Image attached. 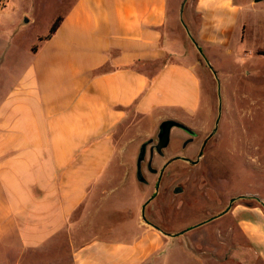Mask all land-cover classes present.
<instances>
[{"label": "crops", "instance_id": "0c3cea01", "mask_svg": "<svg viewBox=\"0 0 264 264\" xmlns=\"http://www.w3.org/2000/svg\"><path fill=\"white\" fill-rule=\"evenodd\" d=\"M10 1L0 41L8 34L18 43L10 63L20 75L0 103V247L11 250V264L52 242H68L72 264L160 263L174 235L162 220L146 219L140 206L96 226L107 199L99 193L135 174L136 163L115 160L132 114L207 125L208 51L232 52L245 40L244 2L257 0H56L63 6L43 17L42 30V3ZM239 205L241 229L264 260V205Z\"/></svg>", "mask_w": 264, "mask_h": 264}, {"label": "rangeland", "instance_id": "374dc122", "mask_svg": "<svg viewBox=\"0 0 264 264\" xmlns=\"http://www.w3.org/2000/svg\"><path fill=\"white\" fill-rule=\"evenodd\" d=\"M38 2L43 4L39 10L42 19L36 27L42 30L48 22L43 17L63 4L56 0ZM4 3L0 14L9 8L11 1L4 0ZM242 11L251 31H248L245 40L231 43L232 52L225 45L214 47L212 52L208 51V60L213 65L207 64V74L202 72L204 89L210 98L207 106L209 114L207 112L200 119L207 121L204 126L207 129L215 123L217 117L220 118L218 129L202 157V161L209 166L204 171L207 184L221 190L222 202L219 207L212 209L214 212L222 210L231 196L244 192L257 193L262 200L239 198L236 203L264 205V0H257L253 6L244 2ZM1 37L0 44L5 42L4 48H8L9 57L6 58L4 67L0 68V103L10 96L12 86L20 75L15 70L17 67L10 63L11 58L14 59L17 54L18 43L12 42L8 34ZM160 122L161 120L157 121L151 115L132 114L126 135L121 138V142L125 141L127 145L126 151L116 155L115 160L137 163L143 142L149 141V137L155 134ZM138 126L141 127L140 130L136 129ZM186 133L174 126L166 151L178 153L179 156L193 151L199 140L184 148ZM176 160L182 161L181 158ZM199 174L203 176L201 169ZM117 182L121 184L118 189H107L99 193L107 199L102 208L95 211L96 226L106 228L120 221L119 213L128 216L133 211L138 212L147 195L144 186L136 179V174L133 177L123 176ZM183 183L186 188L179 195L178 206L168 207L170 210L166 212V220L163 221L167 227L176 230L208 217L209 212L203 211V208L207 207L206 201H212L200 178H186ZM117 207L123 208V212L118 211ZM141 210L143 211V207ZM235 213L236 215L230 209L217 219L171 236V243L161 262L156 261L155 264H264V260L241 229L240 213ZM128 231L123 229L119 234L124 235ZM112 235H118V231H113ZM69 250L68 242H52L45 251L38 252L35 256L25 254L20 257L17 264H72ZM11 255V250L0 247V264H11Z\"/></svg>", "mask_w": 264, "mask_h": 264}, {"label": "flooded vegetation", "instance_id": "af4514ba", "mask_svg": "<svg viewBox=\"0 0 264 264\" xmlns=\"http://www.w3.org/2000/svg\"><path fill=\"white\" fill-rule=\"evenodd\" d=\"M164 119H162L161 122ZM219 119L220 118L217 117L215 119V123L207 129L195 125L193 126L194 128L188 125L182 126L178 124L172 126V128L174 126H178L185 133L187 132V136L183 140L184 148H187L191 142H197L199 140L198 145L194 147L193 151L184 154L185 156H179L178 153H168L166 151V146L162 148V150L158 149L157 143L159 142V134L161 129L160 122L155 134L149 137V141H147L145 145L146 151L143 159L140 162L137 161L136 163V178L139 184L144 186L145 190L147 191L146 198L141 205V209L143 207V211L141 210L142 214L148 220H162V224L160 225H162L164 230L169 234L177 235L184 233L193 227L219 218L230 209L232 210L233 214L236 215V207L241 202L236 203L235 201L239 198L259 199L257 193L244 192L231 196L229 203L225 205L222 210H215V212L212 210L215 206L219 207L222 202L220 195L221 190L220 188L216 189L215 187L209 186L207 184L204 171L208 169L209 166L208 163L202 161V157L204 156L207 145L212 140L214 133L218 129ZM171 134L172 129L170 131V140ZM169 143L167 147L169 146ZM177 158H181L182 161L176 160ZM200 169L203 173V176L199 174ZM191 177L200 178V181L202 182L201 184L204 186L206 194L211 197V203L206 201L207 207L203 208V211L209 212V216L198 222L186 225L185 227H182L178 230L167 227L165 224H163V221L166 220L164 216L166 212L170 210L169 208H175L178 206L179 195L186 188V185L183 183V179ZM245 204L251 203L245 202Z\"/></svg>", "mask_w": 264, "mask_h": 264}, {"label": "water", "instance_id": "95a60500", "mask_svg": "<svg viewBox=\"0 0 264 264\" xmlns=\"http://www.w3.org/2000/svg\"><path fill=\"white\" fill-rule=\"evenodd\" d=\"M175 124L182 125V126L185 125L186 126V124L184 122L179 121V120L174 119V118H167V119H164L161 122V125H160L161 129H160V134H159V142L157 143V147H158L159 150H162V148H164L165 146L168 145L169 139H170V131L172 129V126L175 125ZM146 143H147V141L143 142V144H142V148H141V151H140V154H139L138 162H140L143 159V157H144V154H145V151H146V148H145ZM259 199L262 200L260 197H259Z\"/></svg>", "mask_w": 264, "mask_h": 264}, {"label": "trees", "instance_id": "16d2710c", "mask_svg": "<svg viewBox=\"0 0 264 264\" xmlns=\"http://www.w3.org/2000/svg\"><path fill=\"white\" fill-rule=\"evenodd\" d=\"M62 18L63 16L62 15H59L55 20L54 22L52 23L49 31L45 34V35H42L40 38L41 39H46V38H49L50 36L53 35V33L57 30L58 26L60 25L61 21H62ZM37 45H35L36 47Z\"/></svg>", "mask_w": 264, "mask_h": 264}, {"label": "built area", "instance_id": "2783aa9c", "mask_svg": "<svg viewBox=\"0 0 264 264\" xmlns=\"http://www.w3.org/2000/svg\"><path fill=\"white\" fill-rule=\"evenodd\" d=\"M4 0H0V8L4 5Z\"/></svg>", "mask_w": 264, "mask_h": 264}]
</instances>
